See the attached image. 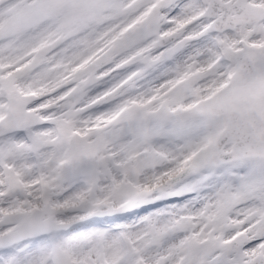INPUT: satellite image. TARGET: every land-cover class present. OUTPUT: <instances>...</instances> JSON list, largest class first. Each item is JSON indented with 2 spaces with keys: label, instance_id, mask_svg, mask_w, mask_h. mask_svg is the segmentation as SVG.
<instances>
[{
  "label": "snow or ice",
  "instance_id": "obj_1",
  "mask_svg": "<svg viewBox=\"0 0 264 264\" xmlns=\"http://www.w3.org/2000/svg\"><path fill=\"white\" fill-rule=\"evenodd\" d=\"M0 264H264V0H0Z\"/></svg>",
  "mask_w": 264,
  "mask_h": 264
}]
</instances>
